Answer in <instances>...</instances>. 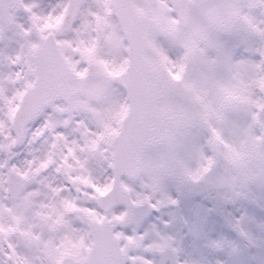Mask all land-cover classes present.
Returning <instances> with one entry per match:
<instances>
[{"label":"snow or ice","instance_id":"snow-or-ice-1","mask_svg":"<svg viewBox=\"0 0 264 264\" xmlns=\"http://www.w3.org/2000/svg\"><path fill=\"white\" fill-rule=\"evenodd\" d=\"M0 264H264V0H0Z\"/></svg>","mask_w":264,"mask_h":264}]
</instances>
